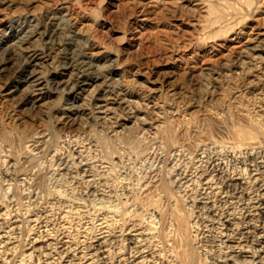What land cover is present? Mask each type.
Returning <instances> with one entry per match:
<instances>
[{
  "label": "rangeland",
  "instance_id": "obj_1",
  "mask_svg": "<svg viewBox=\"0 0 264 264\" xmlns=\"http://www.w3.org/2000/svg\"><path fill=\"white\" fill-rule=\"evenodd\" d=\"M261 161L264 0H0V264H217L219 192L264 204Z\"/></svg>",
  "mask_w": 264,
  "mask_h": 264
},
{
  "label": "bare ground",
  "instance_id": "obj_2",
  "mask_svg": "<svg viewBox=\"0 0 264 264\" xmlns=\"http://www.w3.org/2000/svg\"><path fill=\"white\" fill-rule=\"evenodd\" d=\"M250 38V37H249ZM241 44V43H240ZM240 48V47H239ZM246 51V50H245ZM243 54V53H242ZM237 61V60H236ZM240 64V63H239ZM22 82V86L25 85V90L24 95H22L23 97L20 98L21 99V103L22 101H24L25 103H27L30 107H32V109L34 107H38V102L40 100V92L39 89L36 88V86H38V84L34 83L31 80V77H27V79L21 81ZM38 83V82H37ZM72 83V82H71ZM35 84V85H33ZM76 84V83H75ZM21 90L15 88L10 89V91L8 90V92H6V95H10V96H14L16 95L18 92H20ZM22 92V93H23ZM17 96V95H16ZM109 97V96H108ZM122 97V96H121ZM17 98V97H16ZM40 104V103H39ZM41 105V104H40ZM62 113V112H61ZM68 114V115H67ZM64 115L66 116H62V118H59V123H61L62 125H68L71 126V124L74 123V119H71L70 117L73 115V112L70 113L69 109L66 108V111L64 112ZM58 118V117H57ZM58 120V119H57ZM251 121V120H250ZM233 127V126H232ZM226 128V127H225ZM247 128V127H246ZM250 128V127H249ZM248 128V129H249ZM227 130V129H226ZM231 130V129H230ZM228 131L227 130V134L230 135L232 137V135L235 133V131ZM234 130V129H232ZM246 131V130H245ZM247 132V131H246ZM249 132V131H248ZM237 133V132H236ZM235 133V134H236ZM251 133V132H250ZM227 135V136H228ZM237 137H234L237 141L238 138V142H240L239 145L244 146L246 149H244L245 151L248 149V153L250 152V157H252V149L255 146V141L253 136L250 137L249 134L244 133V131H241V133H237L236 134ZM256 138V137H255ZM233 139V138H232ZM30 140V138H29ZM228 140V139H227ZM255 142H254V141ZM232 141V140H231ZM235 141V142H236ZM33 145H38L41 144L39 143V139L37 140H32ZM234 142V143H235ZM257 142H260V140L258 139ZM256 142V143H257ZM237 143V142H236ZM259 144V143H258ZM237 146V145H235ZM258 146V145H257ZM261 146V145H260ZM242 148V147H241ZM258 147H256L257 149ZM256 152V151H255ZM254 153V152H253ZM259 153V152H258ZM257 153V154H258ZM217 154V152H216ZM248 155V154H247ZM257 156V155H256ZM255 156V157H256ZM259 156V155H258ZM257 158V157H256ZM255 158V159H256ZM258 159V158H257ZM247 160V159H246ZM261 160V158H260ZM260 160H258V162H260ZM262 162V161H261ZM247 163V161H246ZM264 163V162H262ZM238 164V163H237ZM244 164V163H243ZM258 164V163H257ZM260 164V163H259ZM246 165V164H245ZM255 165V164H254ZM216 166V165H215ZM250 166V165H248ZM262 166V165H261ZM261 166H258L259 168H261ZM222 167V166H221ZM221 167H218L219 169ZM253 168V166H251ZM257 167V169H258ZM246 168V167H245ZM225 169V168H224ZM235 169V168H234ZM237 169H239L237 167ZM241 169V168H240ZM243 169V168H242ZM217 170V169H216ZM227 169H225L226 171ZM244 170V169H243ZM218 171V170H217ZM223 171V170H221ZM229 171V170H228ZM245 171V170H244ZM254 171V170H252ZM258 171V170H257ZM246 172V171H245ZM241 173V172H240ZM244 173V172H243ZM247 173V172H246ZM261 173V172H260ZM245 174V173H244ZM250 174V173H249ZM248 174V175H249ZM254 174V173H253ZM258 174V172L256 173ZM262 174V173H261ZM225 175V173H224ZM242 173L240 174V177ZM260 175V174H259ZM223 176V175H222ZM245 176V175H244ZM254 176V175H253ZM224 177H227L224 176ZM238 177V176H237ZM235 178L232 182L230 183L229 181H226V183L224 184L223 189L221 190V192H219V200L217 202H219V207L221 206V213L216 215L219 224L216 222L217 226L220 225V231L218 236H219V243H220V252H222V254H220V258L218 260H216L217 264L218 262H223L224 264H264V207H262V203H260L259 205H257V207H255L254 209H252L251 204L254 203L252 202V194L253 192L251 191V185H252V176L249 178V180H242L240 178ZM245 177H249V176H245ZM243 178V177H242ZM215 179V178H214ZM218 179V178H217ZM228 179V178H227ZM231 179V178H230ZM244 179V178H243ZM248 179V178H247ZM257 178L254 179V182L256 181ZM221 180V178H220ZM226 180V179H225ZM258 180V179H257ZM262 180V179H261ZM209 181V180H208ZM219 181V180H218ZM229 182V183H228ZM213 183V182H212ZM219 184V183H218ZM221 184V183H220ZM223 184V182H222ZM215 185V183H214ZM206 187V186H205ZM216 187V186H215ZM262 187V186H261ZM220 188V186H219ZM235 191V192H233ZM257 191V190H256ZM259 191V190H258ZM260 192V191H259ZM234 194H237L238 196H233ZM264 194V193H262ZM262 194L259 196H256V198H254L256 201H259L264 198L262 197ZM255 195V194H254ZM21 198V197H20ZM201 200L205 201L208 200V197H201ZM10 201V200H9ZM106 201V200H105ZM255 201V202H256ZM216 202V200H215ZM11 203V202H10ZM86 203V202H85ZM205 204V211L212 213V211H216L214 210V205L209 206L207 204H209L208 202L203 203ZM217 204V203H216ZM111 205V204H110ZM175 207V206H174ZM254 207V206H253ZM13 208V206H12ZM218 208V207H217ZM215 208V209H217ZM15 209V208H14ZM204 209V208H203ZM201 210V208H200ZM179 211V210H178ZM196 211V210H195ZM204 211V213H205ZM153 212V211H152ZM160 213V212H159ZM4 215V214H3ZM11 215V214H10ZM252 215H255L259 218V220H261L260 218H262L261 222L262 225L260 227H262V232H259V230L257 228L254 227L253 222L252 221ZM210 220V219H209ZM213 220V219H212ZM215 220V219H214ZM213 220V221H214ZM203 221V220H202ZM23 222V221H22ZM212 223V222H211ZM215 223V222H214ZM213 225V224H212ZM211 226V225H210ZM209 226V227H210ZM256 226V225H255ZM112 227V226H111ZM200 229V228H199ZM218 229V228H217ZM14 230V229H13ZM182 230V229H181ZM28 231V230H27ZM177 232V231H176ZM29 234V233H28ZM100 234V233H99ZM196 234V233H195ZM165 235V234H164ZM1 236V235H0ZM217 236V235H216ZM217 236V237H218ZM178 238V237H177ZM184 238V237H183ZM167 239V238H165ZM161 240V239H160ZM168 240V239H167ZM174 240V239H173ZM180 240V239H179ZM165 241V240H164ZM163 241V242H164ZM175 241V240H174ZM213 241V240H212ZM217 241V240H216ZM168 242V241H166ZM166 242H164L166 244ZM171 241H169L170 243ZM176 242V241H175ZM173 242V243H175ZM196 242V241H195ZM172 243V242H171ZM182 243V242H181ZM218 243V242H217ZM177 244V242H176ZM175 244V245H176ZM49 245V244H48ZM167 245V244H166ZM165 245V246H166ZM169 245V244H168ZM172 244L169 245L168 248H170ZM96 246L101 247L100 244H97ZM174 246V244L172 245ZM104 247V246H103ZM157 247V246H156ZM219 247V245H218ZM95 248V246H94ZM142 248V247H141ZM155 248V247H154ZM173 247H171L172 249ZM97 249V248H96ZM144 249V247H143ZM165 249V248H164ZM178 249V248H177ZM176 249V250H177ZM219 250V249H218ZM99 251V250H98ZM105 251V250H104ZM143 251V250H142ZM146 251V250H145ZM171 251V250H170ZM200 251V250H199ZM52 252V251H51ZM137 252V251H136ZM172 252V251H171ZM171 256L173 257L174 255L177 257L176 253H171ZM143 253V252H142ZM245 253H249L250 254V261H239L238 258H240L243 254ZM174 254V255H173ZM151 255V254H150ZM163 255V254H162ZM180 255V254H179ZM141 256V255H140ZM156 256V255H155ZM174 256V259H175ZM169 257V256H168ZM187 257V256H186ZM184 257V259L186 258ZM91 258V257H90ZM137 258V257H136ZM143 258V257H142ZM188 258V257H187ZM186 258V259H187ZM158 259V258H157ZM165 259V258H164ZM171 259V257L169 258V260ZM173 259V260H174ZM180 259V258H179ZM184 259H180L179 261L175 262L174 264H183V262L180 261H184ZM185 259V260H186ZM191 259V257H190ZM189 259V260H190ZM214 259V258H213ZM256 259H258V261H255ZM16 260V259H15ZM153 259H151L152 261ZM172 260V261H173ZM176 260V259H175ZM174 260V261H175ZM195 260V259H193ZM191 260L188 262V260L186 262L188 263H192L194 264L195 262ZM198 260V259H197ZM201 260V259H200ZM131 261V260H130ZM154 262V261H153ZM159 262V261H158ZM170 262V261H169ZM185 262V263H186ZM198 262V261H197ZM80 263V262H79ZM162 263V262H161ZM88 264V263H87ZM143 264V263H142ZM157 264V263H156ZM164 264V263H163ZM168 264V262H167ZM197 264V263H196ZM203 264V263H202Z\"/></svg>",
  "mask_w": 264,
  "mask_h": 264
}]
</instances>
